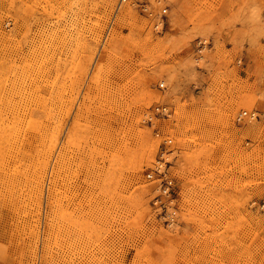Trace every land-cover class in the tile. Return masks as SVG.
Listing matches in <instances>:
<instances>
[{"label":"rangeland","instance_id":"374dc122","mask_svg":"<svg viewBox=\"0 0 264 264\" xmlns=\"http://www.w3.org/2000/svg\"><path fill=\"white\" fill-rule=\"evenodd\" d=\"M0 264H264V0H0Z\"/></svg>","mask_w":264,"mask_h":264},{"label":"built area","instance_id":"2783aa9c","mask_svg":"<svg viewBox=\"0 0 264 264\" xmlns=\"http://www.w3.org/2000/svg\"><path fill=\"white\" fill-rule=\"evenodd\" d=\"M126 0H121L124 2ZM156 114L163 116L168 115V109L166 106H156L154 108ZM261 114L257 110L247 111L241 110L235 115V122L241 123L244 120H259ZM156 135H159L157 131ZM172 144V140L169 137L164 138L161 141L163 147L158 155V158L153 163V166L147 171L145 177L149 181H154L156 184V194L152 198L153 210L157 220L161 221L166 226H173L178 223V217L176 215L177 209L175 206L176 201V181L171 175L169 170V160L166 158L168 147Z\"/></svg>","mask_w":264,"mask_h":264},{"label":"bare ground","instance_id":"6f19581e","mask_svg":"<svg viewBox=\"0 0 264 264\" xmlns=\"http://www.w3.org/2000/svg\"><path fill=\"white\" fill-rule=\"evenodd\" d=\"M51 112H53V111L50 109L49 112H48V115H47V119L48 120H47L45 126H43V128H41L39 125L36 127V130H41L42 133L45 134L44 135L45 143H44V146H43V153H42L43 157H42L41 162H40V167L37 170V180L34 183V186H35L36 191H37V198H39V199H40V195H41V192H42V187L40 185H38V184H40V181L42 182V178H43V175H44V174H42V172H44L46 170L48 159H49L50 153L53 151V147H54V144H55V141H56V135H57V133H56V126H57L56 125V117H54L53 116L54 114L51 113ZM251 112H252V110H251ZM168 115H169V111H168ZM36 121H38V120H36ZM38 122L40 123V120ZM151 152H152L151 150H148L145 153L143 152L140 160L136 164V168H135L136 172H138V173L140 172L141 163L143 162L144 159H146L147 157H149L151 155L150 154ZM46 158H47V160H46ZM166 158L168 160V157H166ZM38 186H39V189H38Z\"/></svg>","mask_w":264,"mask_h":264}]
</instances>
